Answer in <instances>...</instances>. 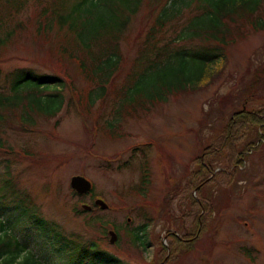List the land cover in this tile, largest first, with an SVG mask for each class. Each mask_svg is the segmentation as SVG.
Instances as JSON below:
<instances>
[{
  "label": "rangeland",
  "instance_id": "rangeland-1",
  "mask_svg": "<svg viewBox=\"0 0 264 264\" xmlns=\"http://www.w3.org/2000/svg\"><path fill=\"white\" fill-rule=\"evenodd\" d=\"M63 1L70 7L78 0ZM10 4L6 9L5 1L1 0L0 14H6L12 7ZM53 5L54 0H24L21 8L17 12L12 8L11 18L5 19L0 33L10 31L17 24H26V29L16 30L15 33H21L16 44L0 48L4 90H7L6 75L17 68L46 72L52 71V67H67L69 72L75 71L66 57L60 60L56 46L60 35L53 33L46 39H38L35 33L27 32L33 29L31 23L27 25L28 19L37 23L34 13ZM160 5L146 7L142 4L138 15L130 21L120 45L124 68L109 85L105 99H115L131 76L128 72L141 68V52H149L151 47L145 44L146 40L150 38L157 42L154 43L156 47H162L173 35L175 37L174 33L190 15L195 14L186 11L180 20L156 34L152 26ZM155 7L157 9L150 14V9ZM41 40L47 42L36 43ZM226 58V64L206 87L169 95L165 103L144 109L137 107V112L131 113L132 117L125 116V121L115 130L99 127L101 118H106L103 113L111 111L112 103L106 100L100 105L103 113H88L71 107L48 121L38 119L37 128L44 129L45 134L10 130L0 133L5 150L17 155L18 151L22 152L20 149L29 150L37 162L0 152L3 220L14 221L17 215L4 208L5 202L1 199L4 195L11 208L31 203L36 215L56 223L65 234L93 242L126 263L140 264L148 258L149 264L153 261L156 264H264V127L261 131L258 127H250L244 141L235 144V151L240 152L245 143H251L247 155L242 158L241 168L238 164L237 168L229 167L233 149L229 153L215 148L209 159L214 178L207 173L201 178L192 177L199 171L204 149L217 142L227 115L239 107V102L250 104L251 109L264 105V29L250 31L245 38L228 46ZM77 84L84 85L79 76ZM72 101L77 106V101ZM95 117L99 119L97 124ZM259 132L262 138L257 136ZM205 163L208 164V160ZM143 171L147 183L144 194L139 196L130 190L139 185ZM77 175L93 186L81 201L72 195L70 187V178ZM204 178L209 180L197 192L194 185ZM92 198L105 201L107 209L98 206L99 209L85 211L77 207L80 202L92 207ZM190 198L206 206L202 215L204 229L195 241L193 233L194 227L197 229L198 214L194 213L195 206ZM153 206L158 213L148 226V244L140 257L132 247L131 232L148 223L153 216ZM207 209L213 211L207 214ZM94 216L103 218L105 224L102 222V225L107 222L104 230L96 224ZM111 225L118 231L115 244H110L106 236ZM33 229L27 226L23 235H16L29 241L42 260H49L48 264H71L63 253L77 249V243H58L39 228ZM167 233L183 242L174 245L169 254L167 249L165 253L161 249ZM164 243L168 245L167 237Z\"/></svg>",
  "mask_w": 264,
  "mask_h": 264
},
{
  "label": "trees",
  "instance_id": "trees-1",
  "mask_svg": "<svg viewBox=\"0 0 264 264\" xmlns=\"http://www.w3.org/2000/svg\"><path fill=\"white\" fill-rule=\"evenodd\" d=\"M2 1H5L6 9L9 3L12 7H9L6 14H0V30L6 22L5 19L11 18L12 13L17 12L21 3H24V0L20 3L15 0ZM142 4H146V7L161 4L152 26V31L156 34H161L163 27L180 20L186 11H193L195 14H191L174 33L175 37L173 35L162 47H156L154 43L157 42L150 38L146 40L145 44L151 47L149 52H141V68H137V72H128L131 75L128 80L132 81L129 83L126 80V86H123L115 99H105L109 85L124 68L120 51L121 40L130 21L140 12ZM12 8H15L14 12ZM154 9L157 7L150 9L149 13L153 14ZM34 17L38 18V22L29 18L27 25L30 26L31 23L33 29L27 32L35 33L38 39H46L53 33L60 35L56 45L60 60L66 57L68 64H72L75 71L69 72L67 67H52V71L46 72L17 68L6 75L7 90H4L0 70V133L10 130L45 134L44 129L37 128L38 119L48 121L71 107L88 113H103L104 108L101 109L100 105L106 100L112 103L111 111L103 113L102 116L106 118H101L99 127L106 131L115 130L125 121V116L132 117L131 113L137 112V107L144 109L145 106L165 103L169 95L175 96L206 87L226 64V48L245 38L250 31L258 32L264 29V0H78L70 7L63 0H54L52 8L38 10ZM19 28L26 29V24H17L10 31L0 33V48L17 43L16 39L21 37V33L15 32ZM43 42L47 41L36 43ZM77 76L82 78L84 85L77 84ZM72 100L77 101V106ZM238 106L227 115L217 142L204 149L200 161L205 163L208 160V164L200 162L199 171L192 175L193 178L197 175L201 178L204 173L214 178L211 175L213 170L209 159L215 153V148L219 152L229 153L233 149L229 167L237 168V164L239 168L243 166L242 158L247 155L251 143H245L240 152L235 151V144L244 141L250 127H258L260 131L264 127V105L254 110L250 104L242 101ZM97 121L99 119L95 117L96 124ZM259 133H256L257 136L262 138V133ZM2 143L0 137V152L14 154L20 160L37 163L29 150L20 149L22 152L18 151L17 155L16 152L5 150ZM144 172L139 185L130 190L139 196L144 194V186L147 183ZM208 178L195 183L194 189L197 188V192H200ZM71 192L79 201L83 200L82 196L72 189ZM1 199L5 202L4 208L17 212V215L14 221H4L0 213V264H48L49 260H42L29 241L16 235H23L27 226L39 228L58 243H77V249L72 248L69 254L63 253L66 258L69 257L71 264H131L112 252L100 249L93 242L88 243L81 241L78 236L65 234L56 223L36 215V208L31 203L11 208L4 195ZM190 199L195 206L194 213L198 214V232L194 227L193 233L195 241L202 228L204 229L202 215L206 212V206L204 203H197L193 198ZM80 205L81 202L77 207ZM153 207V216L147 218L148 223L131 232L132 247L140 257L148 244V226L158 213L157 207ZM91 208L93 210L98 207L92 204ZM207 211L209 214L213 210ZM102 219L100 216H94L96 224L104 230L107 222L102 225ZM106 236L104 235L105 238ZM166 237L171 252L174 245L183 243L171 234L167 233ZM159 246L161 247V244ZM161 249L166 252L164 247ZM163 259L164 257L162 261ZM143 261L140 264L150 263L148 258ZM152 264L156 262L153 261Z\"/></svg>",
  "mask_w": 264,
  "mask_h": 264
},
{
  "label": "water",
  "instance_id": "water-1",
  "mask_svg": "<svg viewBox=\"0 0 264 264\" xmlns=\"http://www.w3.org/2000/svg\"><path fill=\"white\" fill-rule=\"evenodd\" d=\"M70 187L78 194V195H85L90 192L91 190V183L81 176H74L70 179ZM95 205L99 206L101 209H106L107 205L102 200H96ZM82 209L90 210L91 208L87 205H82ZM108 235L110 237L109 242L111 244L115 243L117 240V235L113 231H109ZM166 237H164V241ZM166 249L168 246L165 245Z\"/></svg>",
  "mask_w": 264,
  "mask_h": 264
}]
</instances>
